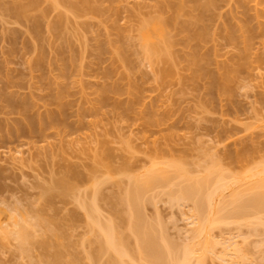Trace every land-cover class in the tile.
Returning a JSON list of instances; mask_svg holds the SVG:
<instances>
[{
	"label": "rangeland",
	"instance_id": "obj_1",
	"mask_svg": "<svg viewBox=\"0 0 264 264\" xmlns=\"http://www.w3.org/2000/svg\"><path fill=\"white\" fill-rule=\"evenodd\" d=\"M15 1L0 0V264H47L57 249L62 264H106L107 254L95 261L97 227L80 203H90L94 185L97 217L115 222L131 249L120 197L132 179L177 169L183 184L216 164L228 182L215 207L264 182V0L218 2L201 43L181 30L198 13L184 10L193 0H38L21 21L6 11ZM176 3L184 11L165 28L170 58H155L145 23L169 18ZM238 151L247 157L236 161ZM175 180L141 198L163 245L179 253L200 240L193 264H264V213L259 225L229 217L194 239L201 222L191 202L170 198Z\"/></svg>",
	"mask_w": 264,
	"mask_h": 264
},
{
	"label": "bare ground",
	"instance_id": "obj_2",
	"mask_svg": "<svg viewBox=\"0 0 264 264\" xmlns=\"http://www.w3.org/2000/svg\"><path fill=\"white\" fill-rule=\"evenodd\" d=\"M177 1H179V0H177ZM177 1H175V2H177ZM220 1H222V0H193V4H192V2L190 3L193 5V8H192V5H190L192 9L190 8L189 10L184 9V7L182 6L181 3L180 4L176 3L175 4V6H177L176 10L173 12L172 15H170L169 18H167V19L166 18L165 19H158L157 18V19L152 20V22L150 24L145 23L146 26H144V27L146 29H144V32H143L144 36L143 35L142 36L146 40H150V42H146V40L144 39L145 42H143L145 45H147V43H148V49L147 50L151 53V55L154 54L153 57H155L156 53H158V54H160L161 58L164 60H168L170 58V52L168 50V47L170 45H172V41L170 39L166 38L167 36H166V29L165 28H166V25H175L177 23L176 22L177 14L180 11H184V10L188 15L190 13H192L191 11H193V9L198 10V13L196 15L195 14L196 12L193 11L192 14L196 15L195 18H194V15H192V14L189 15V17L192 16V17H190V22H188V24L182 25L183 26V27H181L182 32L184 30H187L186 31V32H188L187 35L190 34V37L192 39L194 38L197 41L199 40V43H201L200 41L203 42V40L206 39L208 36L210 37V34H211V33L209 34V27L211 25L210 23L212 20L210 13L212 12V15H213L214 6L217 5V3ZM36 5H38V0H17L15 2L11 3L8 7H6L7 8L6 11L13 13V15L16 16V18H18V20L20 19V17H22L20 19V21H21L22 19L26 20L29 17V16L27 17L26 15L28 13H30L29 11H31V9H34L36 7ZM88 6L90 7V9H95V7L92 6L90 3H88ZM175 6H174V8H175ZM166 7H168V5ZM175 12H176V14H175ZM193 18H194V20H193ZM36 19L40 20V18H36ZM39 20H35V21L37 23H40ZM209 20H210V23H209ZM36 22H35V25L37 26L38 24ZM149 25H150V27H149ZM36 26H35V28H36ZM190 27L192 28V30ZM150 29H152L153 32L157 35L155 37V40L153 38V36H155V35H151L152 30H150ZM190 30H191V32H190ZM234 30H235V28L232 29V32ZM227 32H230L231 36H233L231 38L235 37L231 31H227ZM250 32H251V29H250ZM187 35H186V39L187 38L189 39V36H187ZM156 38L161 40V42H159V40L157 41ZM244 40H246V38H244ZM187 42L188 41H186V43ZM145 48H147V46H145ZM148 51H147V54H148ZM197 55H198L197 53H196V55L194 53V55L191 57L190 60L192 61V63L195 66L194 73H201L202 70L204 69V65L202 64L203 63V61H202L203 57L201 58V57H199V55L198 56ZM156 57H158V55ZM205 72L207 74L209 73L208 71H205ZM214 76L216 77V75H214ZM226 77L227 78H225V79H223V78H222V80L220 79V82H222L223 87L225 86V85H223L224 81L229 78V75ZM219 78H217V79H219ZM217 79H216V81H214V79H213V83L216 82V84H218V86H219V83H217V81L219 82V80H217ZM226 90H227V88H226ZM243 153L244 152H242V153L236 152L232 156L236 161H241L243 158L245 159V157H247V154H245V153L243 154ZM244 155H246V156H244ZM217 166L218 165L214 164L212 166V168L209 169L204 176H202V178L201 177L199 179L195 178L196 180L195 179L193 180L192 178L188 177L189 180H186L188 178L184 179V181L186 183L183 182V184L181 183L183 180H181L179 184H182V185H180L179 187L177 186L179 181L175 180L176 176L180 174L177 169H175L177 172H175L174 169L173 170L160 169L157 171L154 170L153 173L151 171V175H149L150 174L149 173V174H147V177H146V175H145V177L143 176V179H142V177H141V179L140 178L139 179L134 178V180L132 179L133 181L132 180L130 181L127 190H125V192L122 194L124 197L123 198L120 197L121 198L120 201L123 203V205L126 204L127 212L130 211V212H128V214L130 213V215H129L130 217H128L129 221L127 220V222H128L127 224H128L129 229L131 230V232L134 234L135 242H136L135 243L136 246L134 248H131V249L127 246V244H128L127 236H125L123 233H121L117 230L115 222L110 221V220H108L107 222H103V221L101 222V220H99L100 218H98L99 215L97 214L98 210L96 211L97 207H96L94 202L91 203L92 199L95 198L97 200L98 194L100 193L99 188H97L98 186L94 185V188H95L93 190L94 194L92 196L93 198L91 200H89L90 203L87 202L86 200H85L86 202L83 200L80 203H81L83 208L88 209L87 211H88V217H89L90 223L93 224V226L97 227L96 228V234L97 233L98 234L96 235L95 240L97 238V241H98L97 244H98L99 249H97L98 248L97 247L96 250H97L98 256L95 257V255H93V253H92V255L95 257V261L98 260L97 258H99V256H105L107 254V256L105 258L106 264H108V263L109 264H193L192 263L193 254L197 250L196 245L201 243L200 240H197V241L194 240L193 243L191 242L192 244L189 243V245L186 244L185 247H183V250H181V252L177 253V251H175L173 246L166 244L165 242H164L165 245H163V243L161 242L162 240L161 241L158 240V235H157L154 227L151 224H148V222L144 221L145 219L142 216L141 207H143L142 204H144V202H145V201L142 202V199H143L142 196L143 197L145 196V199H147V197H146L147 193H144V192L149 187H151L150 189L155 188V185L157 187H160L158 185H161L163 183L164 184L162 186L167 185V183H169V182L173 184V182H171L172 180H175L177 182V183L175 182L174 184H176V187L178 188V190H177V188H175V190L174 189L169 190L168 194H169L170 198L174 197L173 199H175V200L177 199V200H179V202L181 200L182 201L185 200V202H188V201L191 202L193 204L194 209H195V210L193 209L194 214H192V215L196 216V217H194V216L193 217L195 219L197 218L198 221L201 222V223H199L198 231H196L193 234L194 239L196 238L195 236L198 237L200 235V233L202 234L209 225L213 226V225H215L214 223H217V224L220 223L221 224V223L230 222V221H227L228 219H226L229 217H232L235 219H237V218L238 219H245L246 217H251V215H252L254 218H257V220H255L257 222H255V223H258V225H259V223H261L263 220V219H261V217H259L260 216L259 213H264V182L263 181L257 182L256 184L249 186L245 190V193H242L243 191H241L240 189L237 190L238 192L236 190L233 191L232 192L233 194L231 196L222 197V200L220 201V203L215 204L216 205V207H215L213 205V203H214L213 199L215 198L214 195L222 192L227 187V182H228L227 176H226V174H224L225 172L220 170L219 167L217 168ZM217 169H219L221 172H219ZM174 172H175V174H174ZM171 173H173L174 176L171 175ZM169 175H170V180L167 181L169 179V177H168ZM174 177H175V179H174ZM60 185L64 189H67V188H69L70 183H69V181H61ZM95 199H94V201L96 202ZM182 203H184V202H182ZM96 204H97V202H96ZM250 212H252V213H250ZM212 213L214 214L215 217L213 216ZM121 215L122 214H120V219L122 218ZM241 217H243V218H241ZM194 221L197 222V224H198L197 220H194ZM204 222L207 224H204ZM197 232L199 234H197ZM18 236L21 239L22 246H24V244L28 241V232H27L25 227L22 226L20 228V230L18 232ZM97 241H95V242H97ZM160 243H162V244H160ZM230 243L232 246L233 245L232 242H230ZM44 244H43V246H45ZM167 245H168V247H166ZM200 249L203 250L204 248L202 246H200ZM57 250L58 251H55L54 253H52V257L49 258L51 260H49L50 262L48 261L47 264H62L61 252L59 251V249H57ZM234 250L235 251L238 250L239 254L241 252L240 248H237V250L236 249H234ZM101 254H105V255H101ZM108 255H110V256H108ZM94 257H93V260H94ZM125 257H127V258H125ZM107 258H109V261H106ZM101 264H105V263H101Z\"/></svg>",
	"mask_w": 264,
	"mask_h": 264
}]
</instances>
